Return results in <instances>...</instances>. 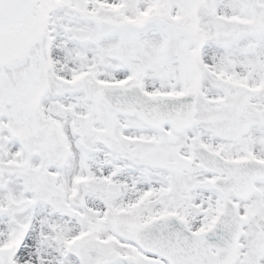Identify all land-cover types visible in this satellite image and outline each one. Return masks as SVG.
<instances>
[{"label":"snow or ice","instance_id":"6c2138e0","mask_svg":"<svg viewBox=\"0 0 264 264\" xmlns=\"http://www.w3.org/2000/svg\"><path fill=\"white\" fill-rule=\"evenodd\" d=\"M0 264H264V0H0Z\"/></svg>","mask_w":264,"mask_h":264}]
</instances>
